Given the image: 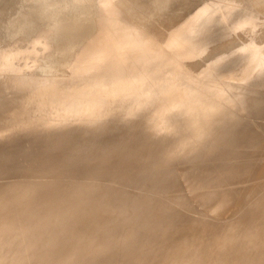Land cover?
Listing matches in <instances>:
<instances>
[{"label": "rangeland", "instance_id": "obj_1", "mask_svg": "<svg viewBox=\"0 0 264 264\" xmlns=\"http://www.w3.org/2000/svg\"><path fill=\"white\" fill-rule=\"evenodd\" d=\"M151 1H0V30L4 33L0 31V264H160L157 262L167 259L165 256L177 246L181 248L177 243L183 234L170 236L172 241L177 240L172 244H167L165 238L178 228L211 231L214 227L212 232L206 233L205 229L209 236H205L206 244L216 247L218 241L220 245L222 242L217 239L231 232L230 222L232 226L241 208L243 213L249 207L245 203L257 198L258 193L259 197L260 188L264 189V111H257L258 106L254 110L251 103L264 97L259 92L264 80L255 87L249 82L242 89L238 87L241 75L264 73V54L245 72H232L262 52L264 27L257 23V2L166 0L167 11L177 13L172 17L175 22H187L181 35L195 40L197 49L187 54L188 45L178 49L171 42L176 26L157 31L144 25L142 14ZM80 3H89L81 12L88 29L81 27L82 18L74 21L78 8H67ZM107 4L111 5L109 9L105 8ZM185 5L188 7L182 12ZM210 5L214 7L212 12ZM13 9L18 17L30 14L29 20L22 22L19 17L17 25L6 24L15 17ZM96 9L103 10L95 14ZM110 9L115 16L120 11V22L137 26V34L143 26L145 34L153 39L152 45L140 48L137 41L125 42L115 52L95 53L98 43L93 38L100 34L102 18L110 16ZM63 16L70 17H66L65 24L61 21ZM223 19H227L226 24ZM202 20V27L195 33ZM5 26L7 33L10 30L7 36ZM108 26L107 22L102 33L115 35L117 30ZM247 32L256 35L251 38L257 41L249 57L241 49H248L251 39L247 36L244 43L236 40ZM218 38L224 44L219 52L207 49V56L202 58L201 54L196 65L191 63L192 56L202 51L205 40L215 44ZM226 46L229 47L225 50ZM138 48L144 55L158 51L161 57L130 69L125 76L127 88L118 85L119 73L132 60L121 59L122 56L115 60L116 53ZM176 51L181 69L172 74L174 69L170 67ZM218 58H225L220 67L212 65ZM229 60L238 63L227 64ZM210 68L213 73L206 74ZM201 78L213 89H219L217 96L224 91L225 97H203L198 88L189 87L187 90L198 96L193 99L194 94L183 90L181 95L189 100L191 108L182 111L169 102L180 88ZM167 82L176 83V87L169 88L164 84ZM104 93L111 94L102 103L108 106L106 113L82 122V116L96 109L100 104L98 95ZM214 103L220 107L215 115L210 114ZM205 114L225 119L232 128L237 122L247 128L236 147L222 150L228 163L216 153L223 137L208 145L206 137L211 134L202 137L201 132L197 138L194 136L196 129L192 125ZM129 125L137 127L132 129ZM236 155L240 158L231 160ZM161 186L163 192L158 195ZM252 191L255 198L250 197ZM139 196L142 198L138 206ZM230 217H234L233 222ZM189 223L190 228H183ZM222 223L229 227L224 228ZM261 232L260 239L264 235ZM241 237H235L236 242L223 253L227 256L234 248L242 247L244 256L233 261L223 257L224 261L261 263L264 252L249 256L248 250L256 244L240 240ZM166 250L170 252L167 254ZM182 261L179 259L177 264Z\"/></svg>", "mask_w": 264, "mask_h": 264}, {"label": "bare ground", "instance_id": "obj_2", "mask_svg": "<svg viewBox=\"0 0 264 264\" xmlns=\"http://www.w3.org/2000/svg\"><path fill=\"white\" fill-rule=\"evenodd\" d=\"M217 1L219 2V0H217ZM246 1H248V2H245V0H240V2H243V3H246V4H249L252 0H246ZM255 1L257 2L255 4V8L259 12L258 19H257V23H258L259 26L264 27V17H263V15H264L263 14L264 13V0H255ZM21 2H23V1H21ZM113 2L114 1H112L111 4ZM167 3L168 2L166 0H153V1H151V3H149L148 6L146 7V12L142 14L143 17H144L143 23H144L145 26H148V27L152 28L153 30H157V31L166 30L167 28H173V27H171L172 25L173 26H176V30H175V33L176 34L173 35L175 37L173 38V40L171 42H174L176 44V46L178 47V49H181V48L185 47L186 45H188L189 46V49L187 50V54H191L193 52V50H195V48H196V46H195L196 45L195 40H192L190 38H189L190 40L189 39L187 40L186 37H184V36L181 35L182 32L184 33V31H186L185 24L187 22L184 23V20L175 22V18L173 19L172 17H174V15H177V13H175L176 11H174V12H168L167 11V7L169 5ZM88 5H89V3L87 4V6L85 4L82 5L80 3V5H78V4L77 5H70V6L67 7V8H78L79 13L77 14L76 18H74V21L75 22H79V21H81V18H82L83 25L81 24L82 25L81 27L83 29H88L90 27L89 25L84 24V22H85V20H84L85 14L81 13L84 8H87L88 7ZM109 5H108V7L105 6V8L106 9L107 8L109 9L110 8ZM210 6H211V12H212V10H213L214 7L212 5H210ZM91 7H92V5H91ZM186 7H188V5L187 6L185 5V7L183 6L180 10L183 12L185 9H187ZM106 9L104 11H107ZM111 9H112V7H111ZM111 9H110V11L108 10L110 12V16L106 14L107 12L102 11V14H106V16H108V17H106L104 15L105 17H104V19L102 18V22H101V25H100L101 28H99V29H101V31H99L100 34L98 36H95V38H93V40L96 43H98V45L94 47L95 53H99L100 52V53H103V54H107L106 52H109V51H114L115 52V49L117 48V46H119V45H121V44H123L125 42H131L132 43L133 41H137V42H139V45H137V46H139L140 48L141 47H144V46H148V45L151 46L152 45L153 39H151L149 37V35H146L145 34V30H144V27L143 26L140 27L141 30H142V32L139 33V34H137L135 32V31H137L135 29L137 26H134L133 24H131L129 22L122 23V20L120 22L119 21L120 19L119 20L117 19L119 16H121L119 14L120 11H118L119 16H118V14H117V16H115L112 13ZM116 9H117V7H116ZM122 9H124V8H121L120 10L122 11ZM125 9L128 10V11L132 10V8L130 6H125ZM98 10H99L98 12L101 13V10H103V9H101V10L98 9ZM14 12H15V10L12 12L15 17L12 20H9V22L5 20V22H8L6 24H10L11 25V24H14V23L16 24V22H20L18 20V18L20 16L18 17L16 15L17 12H15V13ZM96 12H97V9H96ZM98 12L95 13V14H98ZM124 12L125 11H123L121 14H123ZM9 13H10V10H9ZM29 15L30 14H28L26 16L27 19L24 18L21 15V17H20L21 21L22 22H27V20H29V17H30ZM130 15L129 16H126V17H130ZM3 16H5V14ZM93 16H95V15H93ZM66 17L67 16H63V18L61 19V21L63 22V24L66 23ZM9 18H11V17L9 16ZM67 18H70V17L68 16ZM134 18H135V15H134ZM130 19L132 20V18H130ZM204 20L198 21V24H197L196 28L194 29L195 30V33L202 27L201 26V23ZM2 21H3V19H2ZM135 21L137 23L139 20L138 21L135 20ZM226 21H227V19L226 20L223 19V22L225 24H226ZM107 22H108V25H110V26H108V29H109V27H111V29L112 28H115L117 30V33L118 34L116 33L113 36H110V35L107 36V33H102L104 31L103 28L106 27V23ZM1 25H2V23H0V28L2 27ZM18 26H16V27H18ZM4 30H6V26H5V29ZM4 30H3V32H5ZM0 31H1V34L4 35V33H2V29ZM110 31H112V30H110ZM8 34H10V30H9V33H7V30H6V34L5 35L7 36ZM247 36H248V39H251V41H250V43H249V45L247 47L248 49H245V48H242L241 49V51L243 52V54L245 55V57L246 56L249 57V55H250L249 52H252L254 50L253 44H255L257 41L256 40H253L252 38H254L256 35H251V32H247L246 34H242L239 38L236 39V40H240V41H242V43H244V42H246L245 39H246ZM222 38H225V37L222 36ZM260 41L262 43H264V40H260ZM202 44H203L202 45V51L199 50L194 56L191 55L192 56L191 63H193L195 65L197 64V59H199V57H200L201 54H202L201 55L202 58L208 55L209 52H206L207 49H213L214 48V49L218 50V52H219V50L224 45L222 43V40L221 39H219L215 44L211 43L208 40L207 41L205 40ZM245 45H247V44H245ZM228 47L229 46H226L224 49L226 50ZM140 48H138V50L129 49L125 54L116 53V55L114 57L115 60H119L120 59L119 56H122L121 59L132 60V63L129 66H127L124 70H122L121 73H119V77H120V79L122 78V80H120V79L117 78V84L118 85L123 86V87L125 86L127 88L129 85L125 81L126 80L125 79V76L128 74L127 72L130 69H132L136 65L137 66H140V65L145 64L147 61L154 60V57H155V59H158L159 57H161V53L158 52V51H153V53L150 54V55H144L143 54L144 51L143 50H140ZM261 51L262 52L261 53H258V55L256 54L255 57H252V58L249 57L250 59L247 61V63H243L240 66L237 65L238 68H235L232 72H234V74L236 72H239V71L245 72L247 69L250 68V66L252 65V63H254V61H255L256 58L260 57L262 53L264 54V46L262 47V50ZM177 55H178V52L176 51L175 54H174V64L170 67L171 68L170 70H173L174 69V71H173L172 74H177V72H179L180 69H181L180 60H179V57ZM145 56H147V57H145ZM139 57H140V60L137 61V59ZM113 59H111V60H113ZM262 61H264V59ZM223 63H225V58H218L216 61H214L212 63V65H214V64L217 65L218 64L217 67H220V66H222ZM237 63H236V60H231V61L229 60L227 62V64H230V65H234V64L236 65ZM258 65H260V64H257V66ZM212 70L213 69L210 68L209 71H207L206 74L209 73V75H211L213 73V71H214V70L213 71ZM234 74H233V76H234ZM114 76L115 75H111V77H114ZM202 79L203 78H201L200 80H198L194 84H193V82L192 83H187L186 87L184 86V87L180 88V90L178 91V94H177L176 98L173 101H169V102H173L174 105L180 106V110H182V111L185 108H187V109L188 108H191V106H189V104H187V102H189V100H187V98L183 97V93L181 95V91L183 90L184 92H188L190 95L194 94L193 96H191L193 99H194V97H197L198 95H195L194 92L192 93V92H189L187 90L189 87L190 88H198V92H200L203 95V97H209V96H206V95H211L212 97H215L216 99H219V98H222V97L224 98L225 97V95L223 93L224 91L222 92L221 95L217 96V94L219 92V89L218 88L217 89H213V86H211V84L207 80H202ZM263 80H264V73L259 75V74H256L253 71V72H250V73H248L246 75H244V74H243V76L241 75L240 80H239V82L241 83V85H239L238 87H239V89H242V88L246 87L245 86L246 85V82H249V84H250L251 87H253V86L255 87V86L259 85L260 82L263 81ZM164 84L167 85L169 88L170 87H172V88L173 87H176V83L167 82V83H164ZM160 86L161 85H159L158 87H160ZM232 86H234V85L232 84ZM158 87L157 88L155 87L156 90H158ZM91 91L96 92L97 90L96 89H93ZM259 92L260 93H264V86H263L262 90H260ZM263 96H264V94H263ZM110 97H111V94H109V93H104L103 95L99 94L98 95L97 102L100 103V104L98 106H96V109L93 110L90 115H88V116H82V119H81L82 122H84V120H85L84 118H86V119L87 118L88 119H92L91 117L93 115H101L102 113L103 114L106 113L105 110H108V106H107V104H102V103L105 102V101H108ZM216 99H215V101H216ZM262 99H264V97H262ZM262 99L260 101H254V100L251 101L250 100L251 103L254 104V110L258 106L257 107V111H261V108H262V111H264V100H262ZM74 102H81V101L80 100H75ZM84 102H87V100L85 98H84ZM231 104H232V102H231ZM105 106H106V108H105ZM219 109H220L219 105H217L216 103H214L213 106H212V113H210V114H214V113L217 114L218 113L217 111ZM159 111H161V108L159 109ZM167 111L168 110H166V112ZM205 115L206 116H203L201 119H199V121H197L196 124L192 125L193 129H196L194 136H195V138H197V136L199 134H201V132H203V136L202 137L211 134L210 136H207L206 137L207 138V141L206 142H207L208 145L211 144V143H213L215 141V138H217V137H223L224 138L223 141L222 142H219L217 144V147H216V150L217 151H216V153L219 156L218 158L219 159H222V162L228 163L229 162V160H228L229 158L226 160L227 157H225L222 154V150L225 147L229 148V147L235 146L236 143H240L239 140L242 139L243 134L247 130V128H246V126H243L240 122H237L235 124V126H233V128H232L227 123V121L225 119L218 120V119L213 118V117H207V115H209V114H205ZM105 117H106V114L102 118H105ZM213 124H215V125H213ZM129 126H132V125H129ZM135 126L136 125H133L132 126V129H135L137 127V126L136 127ZM207 128H210V129L207 130ZM114 136L116 137V135H114ZM207 144H204V146L207 147ZM128 153L131 154V152H128ZM133 154L134 153H132V155ZM240 155H243L244 156V153H242ZM245 155H246V153H245ZM236 158H240V157H238L237 155L235 157L231 156V160H234L235 161ZM238 174H240V173H238ZM241 175H242V173H241ZM263 179L264 178H261V182L264 181ZM244 183H241V184H244ZM262 185H263V183H262ZM256 186L254 188H256ZM153 188H156V185H154ZM256 189L259 190V187H257ZM256 189H254L255 192H257ZM237 190H239V189H237ZM232 191H234V190L232 189ZM161 192H163L162 186H161V188H159L157 190V194L159 195V194H161ZM259 192H261V194L258 197V194L259 193L257 192L258 193L257 196H256L257 198H255V194L256 193L254 194L253 191H252L253 195H250L251 192L246 193V195L249 194L251 198L253 196L255 199H249V198H247V196L244 197V199L245 198H247V200L249 199L248 204L245 203L249 207L242 206V207H246L247 208L246 211L243 212V213H242V210L244 208H241L240 207L241 208V213L239 214V217L237 218V220L235 222H233L234 221V217H236L235 215L237 213H239L238 210H240V209L239 208L237 209V213H235V215L232 214L234 217H232V218L230 217L231 219H233L232 220V222H233L232 223V226H231V222H230L231 232L230 233H226L227 235L226 234L221 235V238H218L217 239V240H220L219 241L220 243L221 242L222 243L219 245V243L217 241V243L215 244V245H217L216 247H213L214 246V244H213V246H211V247H213L215 249L211 248L210 245L208 246V244H206L207 237H205V236H208V234H206L209 231L208 229L203 228L204 233H205V229L207 230L206 233L204 234L203 231H198L197 228H195L194 230H192V229L183 230L182 228H178V230L175 229V231H174L173 234H171L169 236H166L165 238L167 240V244L168 243L169 244H172L174 242H177V240L175 239V240L172 241V238L170 236L177 237L180 234H183V236L180 237L182 239L181 242H178L177 243L178 245L181 246V248L178 247V246H177L178 247V250H176L177 247L175 249L173 248L175 251H173V250L172 251L174 252L175 257H174V255L173 256L170 255V254L173 253V252L172 253H169L171 249L170 250H166L165 253H167V254L169 253L168 255H169V257H171L170 258L171 260L168 261L169 260L168 259L169 257H167L168 255H166L165 257L168 260L167 259H165V260L164 259H162V260L160 259L157 263H160V262L162 263V262L165 261V263H163V264H167V263L168 264H177V262H179V259H181L183 261L180 264H227V262L224 261L223 257L229 258L230 260L233 261V260H237L238 258L244 256V253H242L243 252V248L242 247L237 248V249L234 248L232 250V253H229L227 256L223 253V251L227 247H229V245L232 244V242H236L235 239L238 238V237H240V236H243V237L240 238V240H242V239H248L250 242L256 244V246H252V248H250L248 250L249 256H253V255L257 254L258 251L259 252H264V235L263 236L259 235V236L262 237V239H260V237H258L259 232H261V231L264 232V189L262 190L260 188V191ZM224 193H223V196H224ZM220 195H221V193H220ZM249 195H248V197H249ZM141 198L142 197H140V196L138 197V203H137L138 206H139V203L141 201ZM224 198H225V196H224ZM229 198H231V197H229ZM239 198H241V194H240V197ZM239 198L237 200H239ZM244 199H241V200H243V203H244ZM220 202H221V200H220ZM215 203H216V201H215ZM222 204H223V202H222ZM245 204H242V205H245ZM212 207H214V205ZM223 207H224V205H223ZM236 208H237V206H236ZM222 211L224 212L225 210L223 209ZM228 213H229V211H228ZM225 215L227 217H229L227 214H223L224 217H225ZM247 216H249L250 218H248ZM221 217H222V215H221ZM223 218H220V219L224 220ZM225 219H227V218H225ZM222 220H220V221H222ZM197 222H198V220H197ZM197 222H195L196 225L198 224ZM227 222H228V220H227ZM227 222L225 221V223H227ZM193 225H194V223L192 222V226ZM225 225H224V228L229 227V226H226L225 227ZM227 225H229V223ZM212 226H213L212 224L211 225L209 224L208 228L210 227L209 229H212ZM190 227H191L190 226V223L189 224H185V226H183V228H190ZM212 230H214V227H213ZM212 230L209 231V232H212ZM201 232H202V236H201ZM213 234L214 233H212L211 235H213ZM178 241H180V240H178ZM167 251H169V252H167ZM175 252H177V253L175 254ZM163 256H164V253H163ZM165 257H161V258H165ZM239 263L240 264H248V263H246L244 261L243 262H239ZM147 264H150V262H147ZM259 264H264V259L261 260V263H259Z\"/></svg>", "mask_w": 264, "mask_h": 264}]
</instances>
